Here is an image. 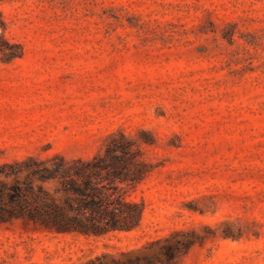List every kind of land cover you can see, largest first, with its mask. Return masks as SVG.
I'll return each instance as SVG.
<instances>
[{"label":"rangeland","instance_id":"obj_1","mask_svg":"<svg viewBox=\"0 0 264 264\" xmlns=\"http://www.w3.org/2000/svg\"><path fill=\"white\" fill-rule=\"evenodd\" d=\"M0 10L21 52H0V166L87 161L120 134L145 165L114 190L141 208L131 231H2L0 264H264V0H0ZM61 181L33 185L60 203Z\"/></svg>","mask_w":264,"mask_h":264},{"label":"trees","instance_id":"obj_2","mask_svg":"<svg viewBox=\"0 0 264 264\" xmlns=\"http://www.w3.org/2000/svg\"><path fill=\"white\" fill-rule=\"evenodd\" d=\"M7 21L0 10V52L8 57H20L18 48L5 37ZM136 141L124 134L109 142L104 154L87 161L67 163L59 160L53 167L39 163L19 168L0 166V178L15 176L12 183L0 180V233L15 231L26 235L42 233L61 236L102 237L111 232L131 231L139 204L132 199L116 196L117 184L137 183L145 167ZM27 169L20 179L18 174ZM61 178L64 199L58 203L34 179ZM129 197V196H128ZM83 264H105L88 259ZM113 264L120 262L113 258ZM127 264H138L128 260Z\"/></svg>","mask_w":264,"mask_h":264}]
</instances>
